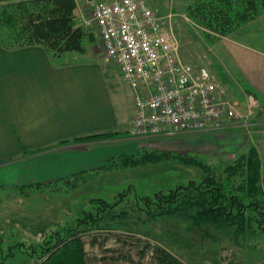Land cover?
Returning a JSON list of instances; mask_svg holds the SVG:
<instances>
[{
  "label": "rangeland",
  "instance_id": "obj_1",
  "mask_svg": "<svg viewBox=\"0 0 264 264\" xmlns=\"http://www.w3.org/2000/svg\"><path fill=\"white\" fill-rule=\"evenodd\" d=\"M99 1L106 3L113 0ZM144 1L165 17L167 27L173 31L177 40L182 60L212 66L213 70L216 63L215 48L221 44L219 41L227 39L246 25L242 24L234 31L220 35L192 17L191 10L196 0ZM200 1L218 5L215 0ZM238 1L235 0L231 7V19L235 18L233 14H239ZM17 2H25L19 6L25 10L42 9L44 5L39 0H0L2 32L14 29L11 15L6 13L13 12ZM87 2L75 0L72 20L74 25L82 28L84 36L80 50L69 55L75 56L74 61L96 62L117 114L119 112L120 118L128 117L132 114L134 92L121 79L116 67L106 60L98 33L89 22ZM218 9L224 10L223 7ZM224 11L228 13L229 7H225ZM238 21L241 19L237 18ZM225 23L228 24V20ZM0 41L3 42V38ZM0 54H3L2 49ZM226 75L230 78L228 73ZM240 82L235 85V89L227 91L225 97H220L231 110V116L223 117L221 129L176 135L169 138V141L145 142V139H140L138 142L141 141V144L132 140L125 131L122 137L96 142L98 144L93 142L90 149L86 147L88 145H80L81 152L96 150L95 154L105 158L103 162L85 171L56 172L60 176L48 171L65 167L58 153L67 151L68 147L72 149L74 146L71 143L62 145V148L44 147L43 151L31 153L32 150H28L21 154L22 151L17 153V149L7 144L3 146V132H0V264H43L48 259L50 264H54V258L56 263L66 259L70 264L67 255L69 251L63 250L62 246L71 243V237L76 236L82 242L80 254L85 252L87 264H150L149 253L141 257L136 248L123 246L116 238L127 234L119 229L124 226L139 227L144 233L148 232L156 238L161 234L160 226L147 220L146 212L150 207L145 206L144 197L148 196L147 200L152 205L160 201L154 194L158 191L165 192L174 187L183 189L191 184L198 187L201 184L199 182L205 176L203 170L197 165L182 164L180 157L192 159L218 174L224 172V169L236 167L234 172L228 171V176H234L236 185H246V172L240 165L243 163L241 158L251 150H257L263 135L257 126L261 110H258L260 104L256 100L255 90L246 86L245 80ZM222 87L226 90L225 86ZM120 130H123V126ZM259 158V186L263 192L258 195L260 201L255 200L260 214L257 213L258 221L253 233H247L234 243L236 239H231L233 233L230 232L222 243H206L202 253L172 247L171 251L182 261L193 264H264V209L260 208L264 205V163L260 155ZM230 193L228 201L231 198L237 201L238 198L242 203L234 207L233 211L249 212L246 209L251 201L241 197L246 192L237 189ZM137 196L139 199L135 200ZM126 208L131 210L127 211ZM123 211L128 212L126 218L119 217ZM101 224L113 229H101ZM137 237L147 240L145 236ZM71 247L72 244L70 250ZM138 248L142 249L141 246Z\"/></svg>",
  "mask_w": 264,
  "mask_h": 264
},
{
  "label": "crops",
  "instance_id": "obj_2",
  "mask_svg": "<svg viewBox=\"0 0 264 264\" xmlns=\"http://www.w3.org/2000/svg\"><path fill=\"white\" fill-rule=\"evenodd\" d=\"M219 43L220 46L215 48L214 70L212 66L189 64L209 70L219 98L235 89L241 80L255 90L260 104L258 110H261L257 126L263 135V141L256 149L264 163V12ZM0 49L3 50L0 54L3 146L7 144L23 154L54 146L62 140L71 142L78 136L127 132L134 106L130 116L120 118L96 62L74 61L75 56L69 54L56 58L42 46ZM121 126L123 130H120ZM239 142L243 143V140ZM90 144H72L74 147H68L69 151L58 153L65 167L48 171L52 175L85 171L103 162L105 158L95 154L96 150H79L80 145H88L86 147L90 149Z\"/></svg>",
  "mask_w": 264,
  "mask_h": 264
},
{
  "label": "trees",
  "instance_id": "obj_3",
  "mask_svg": "<svg viewBox=\"0 0 264 264\" xmlns=\"http://www.w3.org/2000/svg\"><path fill=\"white\" fill-rule=\"evenodd\" d=\"M39 1L44 4L42 7L40 6L42 9L25 10L19 7L25 2H17V8L11 13H6L11 15L14 29L12 31L5 29L3 32L0 30V39L3 38V42L0 41V47L15 49L26 46H42L56 58H62L64 55L80 50L84 35L82 28L74 25L72 20V13L76 7L75 0ZM215 1H217V6L214 3L208 4L206 2H204L205 6H202L203 1L196 0L197 3L191 11L192 17L197 22L205 24L209 29L220 35L234 31L238 26L251 22L264 12V0H240L237 2L239 4V14L237 16L233 14L235 18L231 19V7L235 4V0ZM217 7H223L224 10L225 7H229V12L227 13ZM237 18L241 19V21H238L241 22L240 24L236 22ZM5 19H7L6 16ZM226 20H228V24L225 23ZM122 135L123 133L120 135L116 132H102L75 137L71 142L72 144L103 142L107 139L122 137ZM146 141H169V138H147ZM71 142L62 140L58 144L44 149L62 148V145L65 146V144ZM141 143V141L138 142V144ZM38 151H43V148L32 150L31 153ZM180 159L184 165H197L203 170L205 176L199 182L201 184L198 187L191 184L183 189L174 187L173 190L166 189L168 191L154 193L160 201L152 205L151 201L147 200L148 196L144 197L145 206L150 207L151 210L148 213L145 211L147 220L150 223L158 224L161 234L153 238L151 234L144 233L139 227L124 226L119 229L124 230L127 234L118 235L116 238L123 246L136 248L141 257L149 253L150 264H193L190 261H188L189 263L182 261L180 257L171 251L172 247L186 249V251L198 250L202 253L208 242L211 245L222 243L231 232L233 233L231 239H236L233 242L237 243L240 238L247 233H253L254 228H256L257 215L260 213L256 209L258 204L255 200L260 201L258 195H262L263 192L259 186L261 162L257 150H251L248 155L241 158L243 163H240V165L243 167V171L246 172L245 186L236 185L237 180L234 176H228V171L234 172L236 167L224 169V172L218 174L211 172L202 164L192 161V159H183V157H180ZM149 163H151V160H149ZM238 168L239 166H237ZM228 183L230 186H228ZM237 189L239 192L245 191V195L243 193L241 197L244 196V198L246 197L251 201L247 204L246 209L249 212L237 209L238 211L235 213L233 209L242 204L241 201L239 202L238 198L237 201L235 198L227 200V197H231L230 191ZM137 199H139L138 196L135 200ZM260 208L264 209V205ZM126 210L130 211L131 209L126 208ZM127 211L120 212L119 217L126 218ZM115 217L117 218V215ZM99 222H101L100 219ZM101 225L103 226L101 229L104 230L111 228L109 225ZM137 235L145 236L147 240H143L142 237H137ZM80 241L78 236L71 237V243L62 246L63 250L69 251L67 255L70 257V264L74 262L75 264H87L85 252L80 254L82 247ZM138 246H141L142 249L139 250ZM57 252H54V254ZM48 260L43 264H50V259ZM55 260L54 258V264H68L66 259L59 263H56Z\"/></svg>",
  "mask_w": 264,
  "mask_h": 264
},
{
  "label": "built area",
  "instance_id": "obj_4",
  "mask_svg": "<svg viewBox=\"0 0 264 264\" xmlns=\"http://www.w3.org/2000/svg\"><path fill=\"white\" fill-rule=\"evenodd\" d=\"M87 6L106 60L134 92L132 140L222 128L231 110L209 70L182 60L164 16L144 0H88Z\"/></svg>",
  "mask_w": 264,
  "mask_h": 264
}]
</instances>
